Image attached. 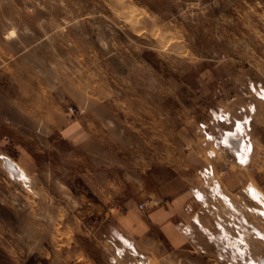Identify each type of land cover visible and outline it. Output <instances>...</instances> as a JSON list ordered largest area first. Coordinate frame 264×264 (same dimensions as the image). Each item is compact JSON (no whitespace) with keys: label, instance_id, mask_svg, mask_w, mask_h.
<instances>
[{"label":"rangeland","instance_id":"obj_1","mask_svg":"<svg viewBox=\"0 0 264 264\" xmlns=\"http://www.w3.org/2000/svg\"><path fill=\"white\" fill-rule=\"evenodd\" d=\"M251 184L264 0H0V264H149L131 216L187 193L179 264H263Z\"/></svg>","mask_w":264,"mask_h":264},{"label":"crops","instance_id":"obj_2","mask_svg":"<svg viewBox=\"0 0 264 264\" xmlns=\"http://www.w3.org/2000/svg\"><path fill=\"white\" fill-rule=\"evenodd\" d=\"M234 180L240 181L239 178ZM196 200L200 201L198 198ZM193 210L191 194L187 193L175 200H163V203L151 210L144 219L134 213L131 216L130 249L136 254L147 255L152 260L149 264H179L175 258L179 249L184 248L181 242L187 241L189 230L184 223L187 216L193 215ZM178 217L182 218L181 221ZM196 221L200 222L197 217Z\"/></svg>","mask_w":264,"mask_h":264},{"label":"bare ground","instance_id":"obj_3","mask_svg":"<svg viewBox=\"0 0 264 264\" xmlns=\"http://www.w3.org/2000/svg\"><path fill=\"white\" fill-rule=\"evenodd\" d=\"M238 136V135H237ZM237 136H235V137H237ZM242 138V137H241ZM225 142L227 143V144H229V145H232L233 147H234V149L236 150V152L238 153V159L240 160V162H243V163H245V160L247 159V156H249V150H248V148L246 147V145H245V147L244 146H242V145H244V144H242L241 146V148L240 149H238V148H236V147H238V146H234V144H233V142L232 141H230L229 140V137L227 136L226 138H225ZM243 143V142H242ZM239 152H240V154H239ZM10 167L12 168V169H15V170H17V165L15 164V163H12V164H10ZM20 168V167H19ZM14 171V170H13ZM19 172H21V168H20V170H19ZM22 175H23V171H22ZM23 177H24V175H23ZM248 191H249V193H250V195L256 200V201H258V202H260L263 206H264V194L262 193V192H260L253 184H251V185H249L248 186ZM262 212H263V214H264V210H261ZM263 239H264V236H263ZM263 264H264V261L262 262Z\"/></svg>","mask_w":264,"mask_h":264},{"label":"built area","instance_id":"obj_4","mask_svg":"<svg viewBox=\"0 0 264 264\" xmlns=\"http://www.w3.org/2000/svg\"><path fill=\"white\" fill-rule=\"evenodd\" d=\"M145 205V204H144ZM144 205H140V208L143 209Z\"/></svg>","mask_w":264,"mask_h":264}]
</instances>
